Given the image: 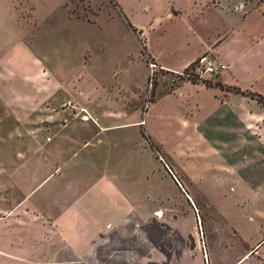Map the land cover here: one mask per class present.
Returning <instances> with one entry per match:
<instances>
[{
	"label": "rangeland",
	"instance_id": "obj_1",
	"mask_svg": "<svg viewBox=\"0 0 264 264\" xmlns=\"http://www.w3.org/2000/svg\"><path fill=\"white\" fill-rule=\"evenodd\" d=\"M5 1L0 13V59L11 54L15 73L24 46L46 59L62 92L69 88L87 91L90 84L112 86L108 94L112 99L107 103L122 109L124 120L141 121L119 130L118 145L109 153L110 164H115L114 177L140 200L139 216L133 222L132 214L119 233L110 234L107 255L94 254L91 264H147L149 248L156 254V264H264V150L249 140L242 119L227 106L235 105L240 95L218 105L209 92L217 95L219 91H205L201 110H194L199 98L182 99L171 85L189 82L220 87L215 78L166 76L156 69L150 79L141 62L151 63L144 39L136 34L137 42L122 23V11L131 22L145 26L151 15H161L170 6L186 9L194 1L207 0ZM236 1L249 8L257 0H213L212 5L220 2L227 9ZM251 20H258L256 13ZM84 53L86 60L90 55L92 65L85 70L86 62L79 66ZM241 85L244 82L239 80L237 87ZM255 89L264 92V82ZM58 92L54 97H63ZM37 113L28 112V118L35 119ZM0 117L12 115L0 106ZM2 123L0 149L35 147L33 126L18 128L11 120ZM16 129L26 134L24 141L5 143V136ZM253 129L262 135V130ZM5 161L19 165L15 159ZM255 185H261L259 190L255 191Z\"/></svg>",
	"mask_w": 264,
	"mask_h": 264
},
{
	"label": "crops",
	"instance_id": "obj_2",
	"mask_svg": "<svg viewBox=\"0 0 264 264\" xmlns=\"http://www.w3.org/2000/svg\"><path fill=\"white\" fill-rule=\"evenodd\" d=\"M212 2L196 4L194 1L186 9L170 6L161 15H151L145 26L128 20L123 11L121 21L137 42L136 34L144 39L150 62L166 76L186 71L204 54L224 64L227 69L212 76L220 87L206 88L189 82L171 86L174 92H181L182 99L184 96L188 100L199 98V104L193 107L199 111L205 91H219L217 95L209 92L215 103L220 102L218 105L240 95L234 100L235 105L227 103V106L242 119L249 140L260 143L264 150V107L249 97L228 91L238 88L264 94L255 91V86L264 82V0H257L249 8L236 1L227 9L220 7V2L217 5ZM4 3L5 0H0V13ZM254 13L258 20H251ZM229 14L234 17H227ZM151 33H155L153 39ZM23 49L24 56L17 59L20 62L17 74L11 54L0 59L3 63L0 106L12 115V118L0 117V125L11 120L18 128L33 126L35 147L21 145L16 151H10L11 147L0 149V188L3 189L0 192V264H91L94 254L107 255L110 234L119 233L118 229L124 227L132 214L133 222L139 216L140 200L129 193L133 189L126 185L124 190L114 177L115 164H110L109 153L118 145L116 133L141 121L124 120L122 109L107 103L112 99L108 95L112 86L99 88L90 84L87 91L69 88L62 92L59 90L62 85L47 68L46 59L34 56L24 46ZM85 53L79 65L86 62L84 70L91 65V57L84 59ZM141 62L149 71L148 64ZM239 80L244 82L242 87H237ZM57 91L63 97L55 98ZM52 100V106L46 107ZM79 110L89 115L87 121L80 119ZM31 111L38 113L30 120L28 112ZM181 121L183 124L185 120ZM253 127L262 130V135L255 134ZM25 135L20 129L13 130L4 142H23ZM261 158L264 163V152ZM11 159L19 165L11 166L8 161L6 164L5 160ZM260 186L255 185V191ZM155 255L149 248L145 263L156 264Z\"/></svg>",
	"mask_w": 264,
	"mask_h": 264
},
{
	"label": "built area",
	"instance_id": "obj_3",
	"mask_svg": "<svg viewBox=\"0 0 264 264\" xmlns=\"http://www.w3.org/2000/svg\"><path fill=\"white\" fill-rule=\"evenodd\" d=\"M149 77L150 79L153 77L154 72L157 69V66L153 63H149ZM227 68L224 64L217 62L211 56L204 54L198 60L193 62L186 71L179 73L180 75L186 76L187 79H197L202 78L205 75L208 76H217ZM148 103H146L147 105ZM78 115H80V119L83 121H87L89 119V115L84 110H79Z\"/></svg>",
	"mask_w": 264,
	"mask_h": 264
},
{
	"label": "trees",
	"instance_id": "obj_4",
	"mask_svg": "<svg viewBox=\"0 0 264 264\" xmlns=\"http://www.w3.org/2000/svg\"><path fill=\"white\" fill-rule=\"evenodd\" d=\"M232 91L237 93V94H241L243 96L249 97V98L255 100L258 104H260L261 106L264 107V96H262L260 94H254V93L241 91L238 88H234V89H232Z\"/></svg>",
	"mask_w": 264,
	"mask_h": 264
}]
</instances>
